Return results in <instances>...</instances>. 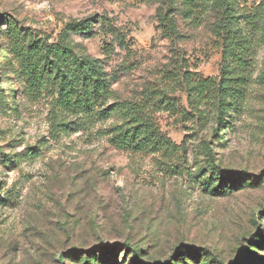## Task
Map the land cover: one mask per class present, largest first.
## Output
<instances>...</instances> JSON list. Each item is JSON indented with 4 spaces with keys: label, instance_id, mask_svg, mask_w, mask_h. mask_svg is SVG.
Segmentation results:
<instances>
[{
    "label": "rangeland",
    "instance_id": "obj_1",
    "mask_svg": "<svg viewBox=\"0 0 264 264\" xmlns=\"http://www.w3.org/2000/svg\"><path fill=\"white\" fill-rule=\"evenodd\" d=\"M262 1L241 0L249 7ZM158 5V0H0V14L51 39L71 19L107 16L126 49L114 43L107 59L104 47L113 40L103 31L76 40L106 61L123 99L139 96L175 63L204 77L219 75L222 55L210 27L182 23L186 38L164 37ZM255 60L241 114L217 135L214 122L199 128L172 113H156L178 147L169 161L115 148L107 131L117 118L63 130L52 95L24 96L0 65V264H71V251L100 245H117L126 255L128 245L143 249L145 259L163 260L177 247L195 246L228 264L253 247L264 234L263 45ZM173 95L185 102L182 93ZM207 143L217 165L244 176L218 196L205 191L195 173L207 161ZM28 147L37 149L36 158L26 156Z\"/></svg>",
    "mask_w": 264,
    "mask_h": 264
},
{
    "label": "trees",
    "instance_id": "obj_2",
    "mask_svg": "<svg viewBox=\"0 0 264 264\" xmlns=\"http://www.w3.org/2000/svg\"><path fill=\"white\" fill-rule=\"evenodd\" d=\"M158 1L157 19L164 37L182 41L187 37L184 26L210 27L222 55L219 75L204 77L183 63H175L157 83L148 82L139 96L120 98L114 89L117 76L109 71L106 61L88 53L86 46L76 40L92 38L103 31L113 40L104 47L107 59L115 53L114 43L126 49L125 39L111 20L97 15L71 19L51 39L15 17L0 14V65L13 74L24 96L52 95L55 121L63 130L117 118L107 131L115 148L132 154H159L169 161L177 156L178 147L162 131L157 112L172 113L199 128L214 122V135L232 126L235 116L241 114L256 64V49L264 46V0L252 7L241 0ZM177 92L185 96V102L182 96L173 95ZM205 147L207 161L195 173L205 191L222 195L241 182L243 173L217 165L209 143ZM26 156L36 158L37 149L28 147ZM124 247L130 249L128 255L117 245H100L73 250L67 260L71 264H225L207 249L195 246L177 247L164 260L145 259L143 249ZM258 250L264 252V234L228 264H264Z\"/></svg>",
    "mask_w": 264,
    "mask_h": 264
}]
</instances>
